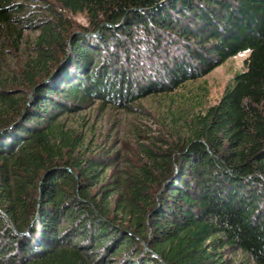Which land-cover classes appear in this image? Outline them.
<instances>
[{
    "label": "trees",
    "instance_id": "obj_1",
    "mask_svg": "<svg viewBox=\"0 0 264 264\" xmlns=\"http://www.w3.org/2000/svg\"><path fill=\"white\" fill-rule=\"evenodd\" d=\"M54 6L87 15L92 45L62 40ZM68 43V63L27 110L51 49ZM246 51L217 104L174 118L178 142L141 150L145 160L98 203L90 190L104 164L81 154L62 112L167 95ZM159 72L167 84L148 79ZM143 244L156 257L139 258ZM224 249L264 264V0H0V264H230Z\"/></svg>",
    "mask_w": 264,
    "mask_h": 264
},
{
    "label": "rangeland",
    "instance_id": "obj_2",
    "mask_svg": "<svg viewBox=\"0 0 264 264\" xmlns=\"http://www.w3.org/2000/svg\"><path fill=\"white\" fill-rule=\"evenodd\" d=\"M54 9L62 16L64 27H60L57 33L60 34L64 42L69 41L74 35L77 39L83 40L86 45L89 42L90 44L94 42L99 31L92 33L89 19L85 13H70L58 9L57 6H54ZM41 12L35 17L38 19L48 17L47 12ZM25 36V45H32L31 42L36 33L26 32ZM64 47V51L56 47L51 49L54 62H52L50 75L27 92L25 103L27 110L33 107L32 94L34 90L55 77L58 70L68 63V59L72 56V49L69 43ZM248 56V51L242 52L216 67L208 75L188 82L167 95H147L142 99L123 103H106L102 100L88 99L83 103L75 102L73 105L78 106L77 109L64 110L60 120L67 127L73 129L79 137H82L81 154L104 164L97 170L100 183L98 182L90 190L97 202L101 203L103 195L112 191V185L118 183L116 179L139 167L140 163L145 160L141 150H164L169 145L177 143L182 128L178 124L181 121L177 120L176 122L174 118L182 117L188 120L193 113L204 112L207 108L217 104L233 77L245 70ZM96 59L101 66L107 60V55L101 52ZM14 63V60L8 58L7 64L11 69L15 67ZM135 74L134 82H131V79L130 82L136 83L137 87L140 84L144 85L146 82L141 80L139 71ZM158 74L151 75V78L148 79L156 84H167L166 75L160 72ZM125 81L129 82L127 78ZM124 86H127V83ZM178 111L180 112L178 113ZM111 206L113 207V198ZM59 222L63 226L69 227L63 218H60ZM116 226L118 225L116 224ZM123 229L128 231L126 228ZM24 234L19 236L23 237ZM110 244L112 243L108 242L106 245ZM142 248L144 252H140L139 258L147 256L146 254L156 257L150 254L151 251L147 245L143 244ZM222 254L230 264H251L250 260L239 251L224 249ZM122 256L107 257L105 262L107 264H125ZM135 262L139 264L138 260Z\"/></svg>",
    "mask_w": 264,
    "mask_h": 264
},
{
    "label": "water",
    "instance_id": "obj_3",
    "mask_svg": "<svg viewBox=\"0 0 264 264\" xmlns=\"http://www.w3.org/2000/svg\"><path fill=\"white\" fill-rule=\"evenodd\" d=\"M15 124H16V123H12L9 127L5 128V129H2V130L10 129L11 127L15 126ZM150 254H151L152 256H156V255H155L154 253H152V252H150ZM164 264H166V263H164Z\"/></svg>",
    "mask_w": 264,
    "mask_h": 264
}]
</instances>
